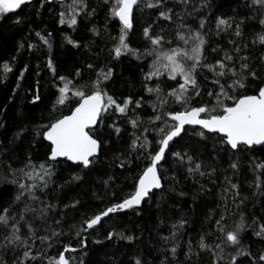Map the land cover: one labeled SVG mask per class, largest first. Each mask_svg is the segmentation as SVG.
I'll use <instances>...</instances> for the list:
<instances>
[{
	"label": "trees",
	"instance_id": "1",
	"mask_svg": "<svg viewBox=\"0 0 264 264\" xmlns=\"http://www.w3.org/2000/svg\"><path fill=\"white\" fill-rule=\"evenodd\" d=\"M83 2L86 8L77 15V24L72 27H69L66 15L65 23L62 25L59 22L61 12L66 14V6L72 0L62 3L35 0L16 11L0 14V208L12 204L18 194V185L11 181L21 179L20 173L13 176L8 166L20 169L29 159L36 165L46 160L49 144L37 132L52 119L69 114L77 102L72 92L77 89L90 91L97 73L112 70L110 79L102 86L118 103L129 97L133 102L141 101L139 108L135 107V103L129 106L127 117L114 109L104 114L101 125L104 144L90 171L62 161L56 165L49 187L44 192H36L43 202L40 207L46 203L57 205L54 211L49 212L47 222L34 221L39 229L37 235L50 234L53 229L63 234L43 245L37 239L34 251L42 249L46 255L30 264H48V258L57 259L65 246L76 249L75 252L64 253L70 264H136L137 259L141 264H215L216 257L212 251L198 248L201 237L205 238V243L213 245V251L219 255V250L214 247L220 243L215 221L223 214V223L231 229L239 222L241 213L246 225L241 233V244L249 254L237 256L236 259L239 264H264L258 259L259 255L264 254V239L255 235V231L264 224V191L257 192L253 183L256 175H260L264 184V173L252 170L253 163H264V148L256 147V150L232 155L230 149L221 150L223 146L218 136L207 134L208 138L202 139L194 134V128H187L181 137L175 138L171 148L193 156L206 173L215 169L211 177L190 174L186 162L181 164L168 153L166 160L159 165L163 184L161 190L150 194V198L138 209L110 214L93 229L82 232L80 237L75 234L84 219L113 203L121 202L135 191L136 178L150 163V157L139 147L133 151L132 141L136 136H141L137 142L139 146L147 137L152 141L148 151H152L159 139L154 129L157 125L163 126L160 121L150 122L156 114L151 106L156 97L144 87V74L152 57L138 60L131 55H122L115 58L114 48L118 44L120 24L118 18L111 14L110 6L114 0H109V3L104 0ZM203 2L190 0L184 5L177 0H166L167 7L173 9L172 22L159 17L156 9H135L134 27L128 34L129 46L144 51L149 42L143 36V29L149 26L153 33L164 35L173 41L171 46H176L180 42L175 35L178 23L175 14L183 16L185 23L193 28L198 27L203 17L205 27L202 31L208 42L209 59L214 62L223 58L225 52L235 56L233 48L247 45L240 55L250 57L252 67L264 78V61L259 59L264 56V45L253 43L258 35H264V25L259 23L264 19V9L257 8L251 0H207V7L202 8ZM194 8L198 11H193ZM218 18L229 19L233 28L218 32ZM241 21L242 36L236 37L235 24ZM69 39L74 43H69ZM230 40L236 41V44H230ZM212 48L218 51L213 52ZM238 64L239 61L237 67ZM5 65L10 70H6ZM208 75L211 76L210 73ZM60 77L66 80L62 81ZM66 81H71L69 99L54 111L59 88ZM158 82L162 86H165V82L174 83L166 77L147 83L154 87ZM248 84L249 87L242 91L251 94L261 81L250 78ZM208 87L211 89V84ZM37 95L40 100L33 102ZM197 100L200 97L193 104ZM203 100L207 102L210 98L205 95ZM177 108L179 105L169 100L165 110ZM136 117L142 123L139 129L134 130L129 120ZM113 124L121 129L118 135L111 127ZM144 128L148 131L144 132ZM195 130L199 131L198 128ZM21 132L23 134L17 139V134ZM117 157L127 158L124 167H120L121 161ZM230 162H237L239 170L231 169ZM74 175L82 179L73 181ZM226 176L239 185L240 197L236 201L239 207L233 204L232 193L224 191L229 187ZM77 199L80 204L76 208L65 207ZM24 200H27L26 196ZM14 207L22 210L23 201ZM26 219L32 220V214ZM55 220L61 223L57 225ZM180 222H184L182 228H173ZM73 225L76 227L73 228ZM173 232H176L175 237ZM109 233H113L111 239L107 238ZM129 236L132 240L121 238ZM81 238H86V248L81 247ZM174 246L177 249L175 256L171 253ZM189 247L199 252L191 260L187 259ZM230 254L235 255V250L224 246L223 259L219 260V264H229Z\"/></svg>",
	"mask_w": 264,
	"mask_h": 264
},
{
	"label": "snow or ice",
	"instance_id": "2",
	"mask_svg": "<svg viewBox=\"0 0 264 264\" xmlns=\"http://www.w3.org/2000/svg\"><path fill=\"white\" fill-rule=\"evenodd\" d=\"M29 2L30 0H0V14L14 11ZM104 2L109 3V0H104ZM177 2L187 5L190 0H177ZM251 3L259 9H264V0H251ZM110 7L112 16L118 18L120 24L118 44L114 48L115 58L122 55H131L138 60L152 57L148 70L144 74V87L149 94L156 97L155 103L151 105L156 114L150 122L160 121L163 126L157 125L154 129L159 135V139L155 142L157 147L152 151H148L152 141H149L147 137H144L143 143H140L139 146H137V142L141 136H136L132 141L133 151L138 150L139 147V149L148 152L150 157V163L136 178L135 191L121 202L113 203L105 210L84 219L81 227L76 230L75 234L78 237L82 232L99 225L102 218L108 217L110 214L138 209L146 198H150L152 190L160 189L162 176L158 166L166 160L168 153L175 156L181 164L186 162L189 165L187 171L190 174L198 173L201 177L213 175L215 169L206 173L202 171V164L196 162L193 156L187 152H176L171 148V142H174V138L181 137L186 126H198L199 131H196L194 127V134L202 139L208 138V133L218 136L219 143L223 146L221 150L230 149L232 155L256 150V146L264 148V78L252 67L250 57L240 55L247 45H244L243 48L237 45L232 50L236 53L235 56L225 52L223 58H218L213 62L208 57L206 48L208 42L202 31L205 27L204 18L201 17L198 27L193 28L185 23L183 16L176 13L178 23L175 35L176 40L180 43L171 46L173 44L171 39H166L162 34L153 33L149 26L143 29V36L149 42L148 46L144 51H140V49L130 47L128 43V34L134 27V9H156L159 17L169 22L173 21V9L167 7L166 0H114ZM201 7H207V0H204ZM85 8L83 0H72V3L66 6V11L70 13L68 16L69 27L77 24V15ZM193 11H198V9L194 8ZM188 15L191 16L192 13H188ZM60 16L59 22L63 25L65 13L61 12ZM259 23L264 25V19H261ZM242 24L243 21L235 24L234 34L236 37L242 36ZM216 27L218 32L227 31L233 28V24L229 19L218 18ZM45 42L47 43V41ZM68 42L74 43L71 39ZM257 42L264 45V35H258L257 40H254L253 43ZM229 43L236 44V41L230 40ZM211 51L217 52L218 50L212 48ZM259 59L264 61V56ZM237 61H239L238 67ZM49 67H52L51 62H49ZM5 69L10 70L7 65H5ZM111 73V69H108L107 72L97 73V79L90 91L77 89L72 92V96L76 98L77 102L70 114L60 115L41 126L37 135L49 144V151L44 162L36 165L29 159L23 168L11 169V166H8L13 176L18 172L21 179L11 181L18 185V194L15 195L12 204L0 208V253H2L0 254V264H30V262L44 258L46 254L42 249L34 251L36 240L38 239L43 245L63 233L53 229L50 234L37 235L39 229L35 226L34 221L47 222L49 212L54 211L57 205L46 203L40 207L39 205L43 202L36 192H44L49 187L55 167L62 161L71 162L82 170L90 171L97 162L104 144L101 139L104 114L109 109H114L116 113L127 117L130 105L135 103V107L141 106V101L133 102L131 97L118 103L106 92L102 85L110 79ZM162 77H166L168 81L174 83L167 84L165 82V86H162L158 82L154 87L147 83L153 79L160 81ZM250 78L261 81L260 86H257L251 94L242 91L249 87ZM60 79L66 80L65 77H60ZM70 83L71 81H66L64 86L59 88V96L53 106L54 111L57 106H64L68 101ZM209 84L212 86L211 89L208 87ZM205 95L210 98V101L203 100ZM197 97H200V100L193 104ZM38 100L40 97L37 95L33 102ZM169 100L179 105V108L165 110ZM129 123L135 130L140 128L142 122L139 117H136L130 119ZM111 127L114 128L117 135L120 133L119 127L114 124ZM143 131L147 132L148 129L144 128ZM22 134L23 132L18 133L17 139ZM117 159L121 161L120 167H124L127 158L117 157ZM229 167L236 171L239 170L237 162H230ZM252 170L264 173V163H253ZM81 179L82 177L79 175L72 177L73 181ZM225 180L229 185L224 190L225 193L231 192L233 204L239 207V204L236 203L240 197L239 185L233 183L227 176ZM21 181H31V183ZM253 183L257 192L264 191L260 175H256ZM25 196L27 200H24ZM244 199L246 200L248 197H244ZM22 201L23 209H16L14 206ZM78 204H80L79 199L66 204L65 207L76 208ZM224 207L227 209V204ZM29 214H32V220L26 219ZM224 220L225 216L221 214L220 218L215 221V230L220 233V237H218L220 243H216L214 247L219 250L220 254L217 255L213 251V245L205 243L203 236L199 241L198 248L201 251H212L213 256L216 257L215 264H219V260L223 259L224 246L232 247L235 250V255L230 254L229 264H239L236 257L249 254L241 244V233L245 231L246 227L245 217L241 213L239 222H236L231 229L223 223ZM253 222L255 223V221ZM55 223L59 225L61 221L55 220ZM183 226L184 222H180L173 225V228L179 229ZM45 231L47 232V229ZM112 235L113 233H109L107 238L111 239ZM255 235L264 239V224H261L259 230L255 231ZM175 236L176 232H173V237ZM121 238L132 240L131 236ZM79 243L81 247H87L86 238H81ZM75 251V248L65 246L64 250L58 254L57 259L48 258V264H70V260L64 253ZM176 251L175 246L171 248L173 256ZM193 255L198 256L199 252H194L189 247L187 259L191 260ZM5 256L8 258L6 259ZM258 259L264 261V254L259 255ZM136 264H141V261L137 259Z\"/></svg>",
	"mask_w": 264,
	"mask_h": 264
},
{
	"label": "water",
	"instance_id": "3",
	"mask_svg": "<svg viewBox=\"0 0 264 264\" xmlns=\"http://www.w3.org/2000/svg\"><path fill=\"white\" fill-rule=\"evenodd\" d=\"M35 0H30V2L29 3H25V4H23V5H21L20 6V8L21 7H23V6H25V5H28V4H30V3H33ZM54 1H56V2H58V3H62V2H66V1H70V0H62V2H61V0H49V3L50 2H54ZM20 8H18V9H20ZM18 9H16V10H18ZM16 10H14V11H16ZM135 10V9H134ZM70 114V113H69ZM198 128L199 129V127L198 126H186V129L187 128ZM208 134H211V133H208ZM175 139V138H174ZM256 147H259V146H256ZM69 163H71V162H69ZM159 167V166H158ZM161 184H162V179H161ZM163 185V184H162ZM162 189V187L160 188V189H154V190H152V192L150 193V194H152L153 192H155V191H159V190H161ZM148 198H146V200H147ZM145 200V201H146ZM144 202V201H143ZM143 202L141 203V205L143 204ZM140 205V206H141ZM139 206V207H140ZM105 218V217H104ZM104 218H102V220L104 219ZM97 226V225H96Z\"/></svg>",
	"mask_w": 264,
	"mask_h": 264
},
{
	"label": "rangeland",
	"instance_id": "4",
	"mask_svg": "<svg viewBox=\"0 0 264 264\" xmlns=\"http://www.w3.org/2000/svg\"><path fill=\"white\" fill-rule=\"evenodd\" d=\"M67 17L69 16V12H66V14H65Z\"/></svg>",
	"mask_w": 264,
	"mask_h": 264
}]
</instances>
